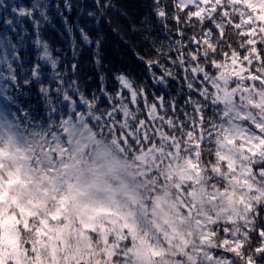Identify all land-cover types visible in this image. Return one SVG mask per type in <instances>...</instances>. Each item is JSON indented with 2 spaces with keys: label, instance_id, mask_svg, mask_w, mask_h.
Here are the masks:
<instances>
[{
  "label": "clouds",
  "instance_id": "1",
  "mask_svg": "<svg viewBox=\"0 0 264 264\" xmlns=\"http://www.w3.org/2000/svg\"><path fill=\"white\" fill-rule=\"evenodd\" d=\"M0 264H264V0H0Z\"/></svg>",
  "mask_w": 264,
  "mask_h": 264
}]
</instances>
